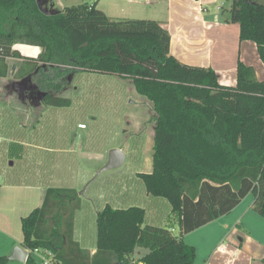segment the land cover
<instances>
[{"label": "trees", "instance_id": "1", "mask_svg": "<svg viewBox=\"0 0 264 264\" xmlns=\"http://www.w3.org/2000/svg\"><path fill=\"white\" fill-rule=\"evenodd\" d=\"M225 1L228 22L240 25L241 41L256 43L264 64V0ZM170 43L159 22L112 20L96 5L48 14L37 0H0V78L11 70L30 81L41 78L43 104L64 108L71 100L49 92L66 86L70 74L117 75L153 104L152 171L138 176L178 220L174 234L172 227L145 225L144 208L106 205L97 215L91 255L75 239L77 191L48 188L42 205L22 218L24 249H46L56 264H194L196 249L185 235L228 215L249 194L264 218V81L240 61L236 86H223L211 68L176 59ZM20 44L41 53L23 56L15 49ZM10 59L20 63L10 68ZM138 248L149 252L135 263ZM8 261L0 256V264ZM25 264L38 263L31 256Z\"/></svg>", "mask_w": 264, "mask_h": 264}, {"label": "rangeland", "instance_id": "2", "mask_svg": "<svg viewBox=\"0 0 264 264\" xmlns=\"http://www.w3.org/2000/svg\"><path fill=\"white\" fill-rule=\"evenodd\" d=\"M82 4L96 5L116 21L136 20L133 17L147 8L145 4L128 0H41L40 3L48 13ZM8 63L12 68L20 61ZM26 79L17 77L13 70L8 77L0 78V186L8 180L24 178L35 180L43 187L76 190L80 209L75 214V239L84 249L96 245L97 215L106 205L115 209L144 208L145 225L172 227L177 234L178 220L172 215L169 202L148 195L138 176L152 171L156 112L153 104L135 91L132 81L91 72L70 74L66 86L49 93L69 98L71 105L55 108L43 104V94L38 98L34 93V86H41V78H32V82ZM80 125L86 128L81 129ZM113 149L126 155L123 165L101 172ZM27 193L24 192L23 198ZM251 198L254 202L253 195ZM25 202L29 200L19 201L17 215L26 217L42 204ZM256 218L264 222L261 217ZM250 221V217L245 219L246 223ZM10 222L11 230L5 231L11 236L9 242L14 251L23 242V231L19 218ZM3 229L0 225V240L5 238ZM148 252L138 248L133 258L139 261ZM7 264L19 263L8 261Z\"/></svg>", "mask_w": 264, "mask_h": 264}, {"label": "crops", "instance_id": "3", "mask_svg": "<svg viewBox=\"0 0 264 264\" xmlns=\"http://www.w3.org/2000/svg\"><path fill=\"white\" fill-rule=\"evenodd\" d=\"M142 4L147 6L146 10L133 18L159 22L168 30L171 36L170 53L181 63L211 68L218 75L221 85L234 87L237 84L238 63L241 61L253 67L257 79L264 81V64L256 43L241 41L240 25L228 22L230 2L149 0ZM15 49L23 56L32 58H37L41 53L39 47L28 45H16ZM13 60L19 59H10L8 62ZM48 188L35 180L24 178L8 180L0 186V225L4 227L2 232L5 237L0 240V256L8 258L13 253L9 242L11 236L5 230L11 228L10 221L13 218H19L22 225L24 216L16 214L20 209L19 201L27 199L32 203H43ZM24 192H28L25 198ZM251 197L252 194H249L228 215L184 236V241L196 249L194 264H264V222L256 218L261 216L253 210L255 201ZM247 217L251 221L246 223ZM172 232L175 234L176 229L173 228ZM19 246L22 247V243ZM85 250L94 255L96 245Z\"/></svg>", "mask_w": 264, "mask_h": 264}, {"label": "water", "instance_id": "4", "mask_svg": "<svg viewBox=\"0 0 264 264\" xmlns=\"http://www.w3.org/2000/svg\"><path fill=\"white\" fill-rule=\"evenodd\" d=\"M40 3H41V0H38V4H39L40 9L42 11H44L42 9ZM27 79H30V78L27 77ZM125 158H126V155L124 154V152L122 150H119V149L111 150V152L109 153L108 162L104 166V168L101 170V172L109 171V170L116 169V168L122 166L124 161H125ZM8 260L19 261V262L25 264L28 260V252L26 251V249L18 246L14 249L11 256L8 257Z\"/></svg>", "mask_w": 264, "mask_h": 264}, {"label": "built area", "instance_id": "5", "mask_svg": "<svg viewBox=\"0 0 264 264\" xmlns=\"http://www.w3.org/2000/svg\"><path fill=\"white\" fill-rule=\"evenodd\" d=\"M129 2L133 3H146L149 0H128ZM81 129H85V125L79 126ZM0 142H1V136H0ZM28 252V259L32 256L36 259L38 264H56L55 258L51 252H49L46 249L40 250H26ZM28 261V260H27Z\"/></svg>", "mask_w": 264, "mask_h": 264}, {"label": "flooded vegetation", "instance_id": "6", "mask_svg": "<svg viewBox=\"0 0 264 264\" xmlns=\"http://www.w3.org/2000/svg\"><path fill=\"white\" fill-rule=\"evenodd\" d=\"M33 81V80H32ZM31 81V82H32ZM28 84L30 83V81L29 82H27ZM31 84V83H30ZM28 88H30L31 89V87H29V85H28ZM34 93H35V95L38 97V98H40V97H42L41 95L43 94L42 92H41V90L42 89H40V86H34Z\"/></svg>", "mask_w": 264, "mask_h": 264}]
</instances>
